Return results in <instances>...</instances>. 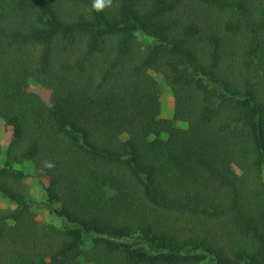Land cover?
Segmentation results:
<instances>
[{
  "label": "trees",
  "instance_id": "obj_1",
  "mask_svg": "<svg viewBox=\"0 0 264 264\" xmlns=\"http://www.w3.org/2000/svg\"><path fill=\"white\" fill-rule=\"evenodd\" d=\"M92 4L0 0V264H264V0Z\"/></svg>",
  "mask_w": 264,
  "mask_h": 264
},
{
  "label": "rangeland",
  "instance_id": "obj_2",
  "mask_svg": "<svg viewBox=\"0 0 264 264\" xmlns=\"http://www.w3.org/2000/svg\"><path fill=\"white\" fill-rule=\"evenodd\" d=\"M137 39L144 44L150 42L149 40L142 38L140 35H137ZM151 75L154 77L153 79L156 80L159 87L160 117L170 119L173 112L172 93L158 74L151 73ZM27 91L37 94L46 103L49 102L50 92L36 83L30 82L27 86ZM175 125L177 127H185V123L183 122H176ZM11 139L12 136L10 128L5 126L4 123L0 121V164L4 161L6 147ZM16 168L25 171L28 175V177L24 179L23 183L29 198L33 202L30 210L34 214L36 220L42 224L60 227V223L50 215L47 207L45 206L46 197L44 187L47 182L42 173L30 164L17 165ZM262 183L264 187V172L262 174ZM12 208L13 205L8 200L0 196V209ZM90 244L91 241L86 239V242L81 245L82 250H87L90 247Z\"/></svg>",
  "mask_w": 264,
  "mask_h": 264
},
{
  "label": "clouds",
  "instance_id": "obj_3",
  "mask_svg": "<svg viewBox=\"0 0 264 264\" xmlns=\"http://www.w3.org/2000/svg\"><path fill=\"white\" fill-rule=\"evenodd\" d=\"M111 0H93L92 7L96 10H101L106 4H110Z\"/></svg>",
  "mask_w": 264,
  "mask_h": 264
}]
</instances>
